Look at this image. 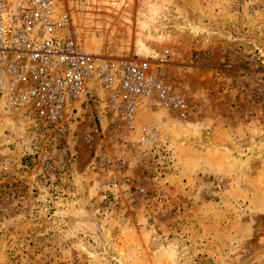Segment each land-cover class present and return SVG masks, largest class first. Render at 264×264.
Returning <instances> with one entry per match:
<instances>
[{"label": "rangeland", "instance_id": "rangeland-1", "mask_svg": "<svg viewBox=\"0 0 264 264\" xmlns=\"http://www.w3.org/2000/svg\"><path fill=\"white\" fill-rule=\"evenodd\" d=\"M67 1L88 50L154 60L185 116L81 117L62 171L58 139L0 111V264H264V0Z\"/></svg>", "mask_w": 264, "mask_h": 264}, {"label": "built area", "instance_id": "built-area-1", "mask_svg": "<svg viewBox=\"0 0 264 264\" xmlns=\"http://www.w3.org/2000/svg\"><path fill=\"white\" fill-rule=\"evenodd\" d=\"M154 65L149 57L88 50L67 0H0V111L58 139L55 167L62 171L72 148L61 138L81 117L90 119L87 136L93 137L108 113L117 130L134 127L141 97L185 116L186 104L169 93ZM137 138L149 144L156 134L141 124Z\"/></svg>", "mask_w": 264, "mask_h": 264}]
</instances>
